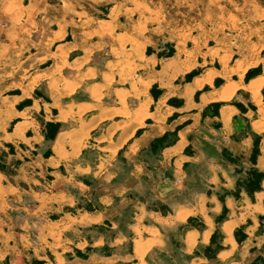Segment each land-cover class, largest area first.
Masks as SVG:
<instances>
[{
    "label": "crops",
    "instance_id": "1",
    "mask_svg": "<svg viewBox=\"0 0 264 264\" xmlns=\"http://www.w3.org/2000/svg\"><path fill=\"white\" fill-rule=\"evenodd\" d=\"M118 80L68 87L41 124L58 123L52 138L18 121L33 139L0 157V264H162L156 250L169 264H264V176L250 192L237 172H264V116L247 119L229 84L171 105L146 80Z\"/></svg>",
    "mask_w": 264,
    "mask_h": 264
},
{
    "label": "rangeland",
    "instance_id": "2",
    "mask_svg": "<svg viewBox=\"0 0 264 264\" xmlns=\"http://www.w3.org/2000/svg\"><path fill=\"white\" fill-rule=\"evenodd\" d=\"M102 78L110 87L116 79L146 80L171 105L229 84L231 103L247 119L264 116V0H0V157L21 151L19 140L30 146L34 127L52 135L58 123L41 124L62 108L51 102L63 104L68 87L85 94L86 84ZM33 98L36 112H16ZM22 118H33V128L17 127ZM252 170H237L238 183L255 180ZM153 257L173 262L161 250Z\"/></svg>",
    "mask_w": 264,
    "mask_h": 264
},
{
    "label": "trees",
    "instance_id": "3",
    "mask_svg": "<svg viewBox=\"0 0 264 264\" xmlns=\"http://www.w3.org/2000/svg\"><path fill=\"white\" fill-rule=\"evenodd\" d=\"M48 136H50L52 138V136H54V135H48ZM251 173H252V175H254L255 180L250 182V185H252L251 188L249 187V185L246 186L248 188V190H250V192H252L256 188L260 187L259 183H260L262 177L264 176V174L262 172H260L256 169H253ZM216 236H217V234L215 233L212 237L211 245L209 247H207V250L210 251L211 253H214L213 244L216 246L217 249L219 248V245L216 243Z\"/></svg>",
    "mask_w": 264,
    "mask_h": 264
}]
</instances>
